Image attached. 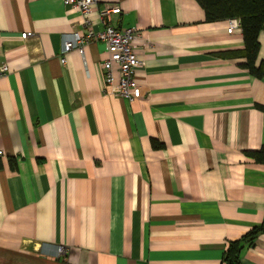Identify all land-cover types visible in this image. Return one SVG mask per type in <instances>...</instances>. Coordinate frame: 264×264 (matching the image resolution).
Segmentation results:
<instances>
[{
  "label": "crops",
  "instance_id": "obj_1",
  "mask_svg": "<svg viewBox=\"0 0 264 264\" xmlns=\"http://www.w3.org/2000/svg\"><path fill=\"white\" fill-rule=\"evenodd\" d=\"M64 1L0 0V264H221L264 220V161L245 155L264 146V79L220 55L242 31L196 0H97L94 31L112 4L138 32L127 101L105 92L102 42L60 62L86 30ZM240 262L264 264V234Z\"/></svg>",
  "mask_w": 264,
  "mask_h": 264
},
{
  "label": "built area",
  "instance_id": "obj_2",
  "mask_svg": "<svg viewBox=\"0 0 264 264\" xmlns=\"http://www.w3.org/2000/svg\"><path fill=\"white\" fill-rule=\"evenodd\" d=\"M97 0H65V5L77 8L84 17L85 33L74 32L71 39L63 42L60 62L65 64V55L70 51H77L84 54V46L90 42H102L107 51V59L102 63L103 83L105 92L116 98L131 101L141 97V90L135 79L136 70L142 66L134 49V42L137 38V29L128 28L119 30L110 24L111 17L120 12L117 5L104 4L98 8V15L103 25L101 31H94L88 17L93 8L97 5ZM241 30L238 19H229L227 33L232 34ZM31 33L21 34L22 39H27ZM6 73V66L0 65V77ZM2 151H0V156ZM62 253V250H60Z\"/></svg>",
  "mask_w": 264,
  "mask_h": 264
},
{
  "label": "trees",
  "instance_id": "obj_3",
  "mask_svg": "<svg viewBox=\"0 0 264 264\" xmlns=\"http://www.w3.org/2000/svg\"><path fill=\"white\" fill-rule=\"evenodd\" d=\"M203 8L205 20L216 22L238 19L241 24L244 49L241 52H225L224 58H243L242 67L258 79H264V61L256 66L259 43L258 34L264 30V0H196ZM258 108L264 111L263 106ZM152 147L163 148V144L152 140ZM245 155L257 162L264 161V146L256 151H245ZM264 234L263 222L235 241H230L222 255L221 264H241L240 255L247 246H252L258 236Z\"/></svg>",
  "mask_w": 264,
  "mask_h": 264
}]
</instances>
